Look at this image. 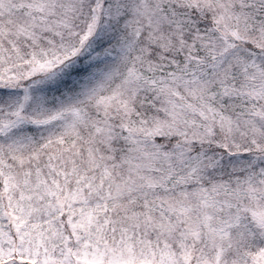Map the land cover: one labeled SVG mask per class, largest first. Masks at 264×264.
<instances>
[{"label":"snow or ice","instance_id":"6c2138e0","mask_svg":"<svg viewBox=\"0 0 264 264\" xmlns=\"http://www.w3.org/2000/svg\"><path fill=\"white\" fill-rule=\"evenodd\" d=\"M0 264H264V0H0Z\"/></svg>","mask_w":264,"mask_h":264}]
</instances>
